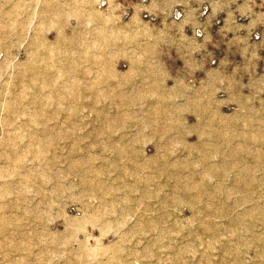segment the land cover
Listing matches in <instances>:
<instances>
[{
    "label": "rangeland",
    "instance_id": "rangeland-1",
    "mask_svg": "<svg viewBox=\"0 0 264 264\" xmlns=\"http://www.w3.org/2000/svg\"><path fill=\"white\" fill-rule=\"evenodd\" d=\"M117 3L0 0V264H264V76Z\"/></svg>",
    "mask_w": 264,
    "mask_h": 264
},
{
    "label": "crops",
    "instance_id": "crops-1",
    "mask_svg": "<svg viewBox=\"0 0 264 264\" xmlns=\"http://www.w3.org/2000/svg\"><path fill=\"white\" fill-rule=\"evenodd\" d=\"M110 1L101 3L109 5ZM126 3L133 13L160 18L164 32L179 42L206 44L211 58L228 59L225 54L216 57L214 53L236 52L228 60L242 58L248 61V74L254 71L264 76V0H118V11L128 10ZM152 24L160 30L155 22ZM220 43L226 47L221 48ZM213 44L217 48L211 50Z\"/></svg>",
    "mask_w": 264,
    "mask_h": 264
},
{
    "label": "bare ground",
    "instance_id": "bare-ground-1",
    "mask_svg": "<svg viewBox=\"0 0 264 264\" xmlns=\"http://www.w3.org/2000/svg\"><path fill=\"white\" fill-rule=\"evenodd\" d=\"M8 90V89H7ZM6 96V95H5ZM5 102V101H4ZM92 160V159H91ZM108 164L107 163H102V165H100L99 166V168H106V166H107ZM99 168H97V167H94V169H92V174H91V176H88L90 179H91V181H92V183L93 182H98V181H105V180H110V181H112V183H114V181H115V179L117 178L118 179V169L114 166V167H112L110 170H107V172L104 174V175H102V173H101V171H100V169ZM210 168L211 169H214V170H217V167L216 166H214V165H212V166H210ZM122 174V178H124V180L126 181V186H129L128 184V181L132 178V176H134V174H133V171L132 172H129L128 174H127V176H128V178H126V173H121ZM204 179V177H202L201 178V182H202V180ZM174 182V184H173V186H174V188L176 189V192H174V193H170V194H168V193H165L164 194V197L165 198H167V199H170V200H173L172 199V195H175V193H176V196L177 197H179L178 199H177V201H183L184 202V200L183 199H181V198H184V196L182 195V193L181 192H186V193H188L190 196H197V198H198V200H202V196L203 195H205V192L204 191H202V189H200L199 191H197L196 193H194V194H192L191 192L193 191V190H197L198 188L196 187V186H194V185H192L191 187H189V188H187V189H185L183 186H180V183L182 184V180L180 179V181H179V178L176 180L175 179V181H173ZM200 182V183H201ZM168 183H165V185H167ZM57 185H59V186H61L60 184H57ZM246 185H247V183H246ZM199 186H200V184H199ZM201 186H202V184H201ZM91 187H93V186H91ZM97 188H100V186L99 187H97ZM217 189V188H216ZM94 195V197L95 198H100L101 197V195H97V194H93ZM208 195H210L209 193H208ZM181 197V198H180ZM22 234H23V232H22ZM24 235V234H23ZM20 243H23L24 245H23V247L22 248H20V249H17V248H15V250H20V251H23V250H26V242H23V241H21ZM1 245V244H0ZM10 245H15V244H13V243H9V248H11L10 250H13L12 249V247L10 246ZM23 258H24V256L23 255H18V259H20V260H23ZM14 261H10V263H13ZM4 263V262H3ZM7 263V262H6Z\"/></svg>",
    "mask_w": 264,
    "mask_h": 264
}]
</instances>
